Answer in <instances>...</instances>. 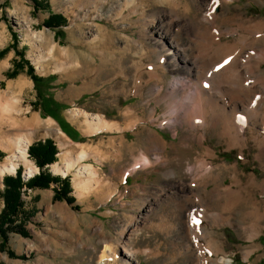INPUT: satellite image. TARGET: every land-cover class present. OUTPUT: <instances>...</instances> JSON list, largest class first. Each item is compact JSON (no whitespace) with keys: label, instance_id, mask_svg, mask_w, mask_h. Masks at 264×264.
<instances>
[{"label":"rangeland","instance_id":"rangeland-1","mask_svg":"<svg viewBox=\"0 0 264 264\" xmlns=\"http://www.w3.org/2000/svg\"><path fill=\"white\" fill-rule=\"evenodd\" d=\"M126 1L40 0L43 9H38L31 0H0V163L10 154L6 134L12 140H28L27 156L34 166L28 149L47 138L58 149L54 164L64 170L69 161L75 162L65 176L47 167L52 176L68 178V196L75 199L73 204L54 199L53 185L21 190L22 211L30 214L23 225L28 236L10 235L7 251L0 252V264H99L105 253L110 256L106 264H264V158L262 162L257 158V140L264 129V99L258 98L260 117L245 127L244 147H230L220 137V126L195 131L196 135L204 134L203 145L214 152L213 157L205 156L204 146L193 139L186 140L191 134L186 125L173 129L158 126L169 115L167 97H162L170 84L185 80L174 72L170 61L171 66L159 68L157 78H151L163 53L150 35L149 12L144 17L139 13L130 15V11H126L130 16L125 19L119 16ZM204 2L182 0L177 6L179 21L171 31L180 35L187 59L195 48L181 27H193V14L199 20L207 4ZM219 5L214 8L220 18L219 29L237 30L225 34L222 42L233 44L240 36L248 35L242 26L264 24V0H231ZM187 8L188 15L184 14ZM168 11L169 8L167 14ZM56 14L66 19L61 31L44 25ZM259 42L254 48H264V41ZM66 54L70 58L66 59ZM30 68L39 77L51 78L50 91L63 105L60 115L76 129L83 142L61 135L53 119L42 115ZM263 76L264 61L253 78L261 80ZM135 78L143 84L138 92L133 87ZM19 80L26 83L22 89L16 86ZM156 86L160 88L159 96L154 91ZM128 109L134 113L130 121L136 120L129 129L125 127ZM152 111L155 125L149 119ZM95 115L118 123L122 131L89 133L86 121ZM33 116H37V122L31 120ZM147 129L166 145L157 157L153 151L146 153ZM183 139L184 146L179 145ZM83 151L87 152L86 158L79 160ZM144 155L149 156V164L141 166ZM198 161L204 163L201 170ZM210 163L213 170L202 177L203 168ZM81 165H92L99 178L83 191L85 195L79 196L81 189L78 191L74 182L79 179ZM19 167L24 182L39 174V170H29L22 163H18ZM128 174L129 194L122 198L119 193L109 200L108 206H116L109 210L113 213L109 217L100 213L101 201L92 193L104 190L111 182L119 185ZM7 175H0V189ZM232 200L234 206H230ZM120 211L127 216L120 215ZM187 211L191 241L184 230ZM192 217L196 220L191 221ZM131 219L134 222L128 225ZM132 247H152L158 253L154 258L141 252L135 256Z\"/></svg>","mask_w":264,"mask_h":264},{"label":"bare ground","instance_id":"bare-ground-1","mask_svg":"<svg viewBox=\"0 0 264 264\" xmlns=\"http://www.w3.org/2000/svg\"><path fill=\"white\" fill-rule=\"evenodd\" d=\"M181 1L182 0H127L123 8L121 7L122 9L119 11V16H121L122 19L137 13L140 14V17H144L146 12L150 13V21L147 23V26L156 46L160 47L163 53L159 57V65L151 72V78L156 79L157 70L159 68H161V70L166 68V65L170 64L169 61L175 68L174 72L184 77V83L179 80L173 82L167 89L166 94H164L165 96L162 97H167L165 101L169 107V115L164 120L165 122L158 126L161 128L164 126L165 128L173 129L176 125H186L187 131L191 133L186 140L190 141V139H193L200 146H204L205 137L203 136L204 134L196 135L195 131L207 128H218L217 126H220V137L226 139L230 147H244L246 145L247 132L245 127L251 124L250 121L258 119L260 115L257 112V107L259 105L258 98L260 97V101L262 98L264 99V76L261 80L258 79L259 81L253 78L255 71L259 69L260 64L264 61V48L262 46V48H254L259 41H264V24L257 23L251 27L244 28L242 26L243 31L248 35L240 36L239 40L233 44L222 42V37L225 34L236 33L237 30L221 31L218 26V20L220 18L214 13V8L219 4H228L231 0H205L206 2L204 3L207 4L199 20L196 18L195 13L193 14L194 19H191V21H193V27L183 28L180 26L183 33H185L191 41L190 45L192 48H195L192 57L187 59L184 57L186 56L184 55L185 53H183L185 52V48L180 44V35H176L171 31V29L175 27L174 23L179 21L177 6H179L178 3ZM196 7L198 8L199 5L196 4ZM167 8H169L168 14L166 13ZM138 9H140V11ZM187 9L188 11H185L184 14L188 15L190 10L189 8ZM126 11H130V15H128ZM171 17L172 19H169ZM65 58H70V55L66 54ZM225 61H227V63H225ZM179 64H181V66L176 67ZM134 82L135 85L133 87L135 88V92H138V90L142 89L143 84L136 78ZM25 85L26 83L22 80L16 82V86L20 89ZM259 85L260 88L257 87ZM158 87L159 86H156L154 91L159 96L160 88ZM261 88L263 92H260ZM257 94H261L262 96H258ZM9 104L6 106L8 111L11 107ZM173 108H178L179 111L176 112ZM131 114L134 113L129 109L126 110V121L129 118L125 126L127 129L132 128L136 122V120L130 121L133 117ZM149 119L152 125L156 124L154 111H152ZM51 121L52 120H50V123ZM261 122L264 127V114L261 115ZM86 125L88 126L89 133L92 134L122 131L118 123L108 122L98 115H95L91 121H86ZM17 129L18 128H15V130ZM146 132H149L146 134L147 138L145 139L146 145H148L146 147V153L153 151L155 154L154 156L157 157V155L159 156L165 151L166 145L161 139L150 135V130L147 129ZM4 136L7 137L6 149L9 150L10 154L0 163V175L15 174L18 163L24 164L29 170L33 168L35 171H38L33 163L28 160V140L24 137H18L12 140L7 134ZM257 141H259V154L257 158L262 162L264 158L263 128ZM183 144H185L184 139L181 140L179 145ZM204 149V153H206L205 156L209 155L213 157L212 154L214 152L209 147L204 146ZM86 153L87 152L84 151L81 152L79 160L85 159ZM64 158L67 159L68 156ZM198 162L200 163V161ZM143 164H149L148 155L142 157L140 165L142 166ZM74 165L75 162L69 161L64 170L60 169L58 164H54L51 167L54 173L65 176ZM203 166L204 163L201 162L198 169L201 170L200 167ZM213 168L214 166H212L211 163L208 167L203 168L204 172L201 174L202 177H205ZM218 168L217 166L216 169ZM188 172H191V170ZM77 174L79 179L74 182V186L78 191L81 189V194L78 192V195L81 196L83 191H87L91 184L96 182L99 177L92 165L80 167ZM198 177L199 176H197V178ZM200 179L199 177V180ZM261 187L264 189V183ZM235 194V196H237V193ZM234 204L235 200H232L230 206H234ZM195 220L196 219L192 217L191 221ZM195 223L197 225V222ZM196 228L197 226L195 230ZM123 251L125 252V250ZM128 256L132 257V255ZM109 257L110 256L106 253L103 254L99 264H106V262H109Z\"/></svg>","mask_w":264,"mask_h":264},{"label":"trees","instance_id":"trees-1","mask_svg":"<svg viewBox=\"0 0 264 264\" xmlns=\"http://www.w3.org/2000/svg\"><path fill=\"white\" fill-rule=\"evenodd\" d=\"M35 8H41L40 0H31ZM66 19L56 14L51 15L44 25L50 29H57L65 26ZM30 77L34 83L36 91V104L42 110L44 117L53 119L70 140L74 142H83L80 134L62 119L60 115L61 106L52 100L50 96L51 78H43L37 76L32 68L29 69ZM13 76V75H12ZM29 157L38 167L39 174L29 178L24 182L20 167L16 170L14 176L7 175L3 177V189H0V200L2 201V209L0 210V252L7 251V243L9 236L12 234L27 237L28 234L23 225L25 220L30 218V214L22 211V202L20 200L21 190L26 189H47L51 185L55 187L54 199L65 201L73 204L75 199L68 196L71 192L68 178H60L52 176L47 170L48 166H52L57 161L58 149L52 139L47 138L43 141L33 143L28 149ZM3 154L0 152V158ZM10 256H13L9 252Z\"/></svg>","mask_w":264,"mask_h":264},{"label":"crops","instance_id":"crops-1","mask_svg":"<svg viewBox=\"0 0 264 264\" xmlns=\"http://www.w3.org/2000/svg\"><path fill=\"white\" fill-rule=\"evenodd\" d=\"M48 77V76H47ZM50 96H51V98H52V100L53 101H55L56 103H58V105H62V104H60L59 103V100L55 97V93H54V91L52 92V89H51V91H50ZM63 106V105H62ZM62 119H64V121L68 124V126H70V128H73V129H75L72 125H70L68 122H67V120L65 119V117H63L62 116ZM31 120L33 121V122H37V120H38V118H37V116H33L32 118H31ZM54 121V120H53ZM55 122V121H54ZM56 123V122H55ZM57 124V123H56ZM58 125V124H57ZM59 127V126H58ZM60 129V128H59ZM76 130V129H75ZM62 134L65 136V137H67L63 132H62ZM68 138V137H67ZM130 177H131V174H128V175H126V178H124V179H122V182H119V185L117 184V183H113V182H111V183H109L108 184V186H106V188L104 189V190H102V191H95L94 193H92V195H95V197L98 199V200H100L101 202H100V204L98 205V209H100L101 210V212L100 213H104L107 217H109V215H112L113 213L112 212H110L109 210H115L116 209V206H108L109 204V200L110 199H112L113 197H116L117 195L116 194H122L121 196H122V198L126 195H128L129 194V187H131V180H130V185H129V179H130ZM125 183H126V186H122V185H125ZM110 184H111V186H110ZM116 188V190L114 191V189ZM91 191H94V190H91ZM91 191L88 193V195L89 196H91ZM114 191V192H113ZM82 195H85V193H82ZM109 195V196H108ZM108 196V197H107ZM119 196V195H118ZM107 197V198H106ZM85 198H86V196H85ZM121 198V197H120ZM117 199L118 198H115V201H117ZM125 203L124 202H122L121 204H120V206H125L124 205ZM104 205V206H103ZM120 215H122V216H127V215H124V213L122 212V211H120ZM189 213V211H187L186 212V227L184 228V230H185V234L187 235V237H188V239H189V241H191L192 239H193V234H192V230H191V228H190V226H189V220H188V214ZM119 214V212L116 214V215H118ZM115 215V214H114ZM124 218V217H123ZM127 221V220H126ZM125 221V222H126ZM134 222V220L133 219H131V220H129L128 222H127V224L129 225V224H131V223H133ZM186 228H187V232H186ZM183 230V231H184ZM104 240V239H103ZM110 240V239H109ZM105 242V241H104ZM107 242V241H106ZM102 245V244H101ZM134 247H132L131 249H132V252H134V254H135V256H137V255H140V252L142 253V254H144V255H146V256H151V258L155 255L156 256V254L158 253L157 251H156V249H153L152 247H145V248H143V249H141V248H136V249H133ZM134 250V251H133ZM154 258V257H153Z\"/></svg>","mask_w":264,"mask_h":264},{"label":"snow or ice","instance_id":"snow-or-ice-1","mask_svg":"<svg viewBox=\"0 0 264 264\" xmlns=\"http://www.w3.org/2000/svg\"><path fill=\"white\" fill-rule=\"evenodd\" d=\"M225 63H227V61H225Z\"/></svg>","mask_w":264,"mask_h":264}]
</instances>
